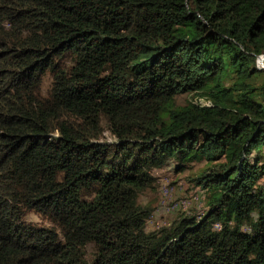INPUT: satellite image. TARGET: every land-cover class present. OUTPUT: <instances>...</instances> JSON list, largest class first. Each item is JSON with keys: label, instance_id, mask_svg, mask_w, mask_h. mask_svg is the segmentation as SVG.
Masks as SVG:
<instances>
[{"label": "trees", "instance_id": "1", "mask_svg": "<svg viewBox=\"0 0 264 264\" xmlns=\"http://www.w3.org/2000/svg\"><path fill=\"white\" fill-rule=\"evenodd\" d=\"M258 55L264 0H0V264H264ZM199 159L203 210L145 230Z\"/></svg>", "mask_w": 264, "mask_h": 264}, {"label": "rangeland", "instance_id": "2", "mask_svg": "<svg viewBox=\"0 0 264 264\" xmlns=\"http://www.w3.org/2000/svg\"><path fill=\"white\" fill-rule=\"evenodd\" d=\"M62 60L64 64H68L69 56H63ZM47 81L48 75L45 74L42 78V89L45 88ZM189 96V93H180L177 95V100L181 102ZM102 136L104 138L110 137L105 129L102 131ZM261 151L264 154V148ZM203 164L204 159H199L188 163L180 171L173 170L171 162L152 169L154 177L152 187L143 190L138 195L140 203L151 207V212L144 223L145 230L168 224L181 211L200 213L203 210L205 191L189 180V176L195 173ZM39 218L30 211L24 214V219L39 220Z\"/></svg>", "mask_w": 264, "mask_h": 264}, {"label": "water", "instance_id": "3", "mask_svg": "<svg viewBox=\"0 0 264 264\" xmlns=\"http://www.w3.org/2000/svg\"><path fill=\"white\" fill-rule=\"evenodd\" d=\"M262 58H263V55H258V56H257V61H258L259 63H262V64H263Z\"/></svg>", "mask_w": 264, "mask_h": 264}, {"label": "clouds", "instance_id": "4", "mask_svg": "<svg viewBox=\"0 0 264 264\" xmlns=\"http://www.w3.org/2000/svg\"><path fill=\"white\" fill-rule=\"evenodd\" d=\"M256 60H257V58H256ZM256 62H258V61H256ZM259 63V62H258ZM260 64V65H259ZM258 65L259 66H262V67H264V63L262 64V63H259Z\"/></svg>", "mask_w": 264, "mask_h": 264}]
</instances>
